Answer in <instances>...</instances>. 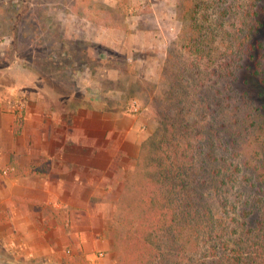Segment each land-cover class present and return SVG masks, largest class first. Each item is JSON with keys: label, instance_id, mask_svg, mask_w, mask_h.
<instances>
[{"label": "rangeland", "instance_id": "rangeland-1", "mask_svg": "<svg viewBox=\"0 0 264 264\" xmlns=\"http://www.w3.org/2000/svg\"><path fill=\"white\" fill-rule=\"evenodd\" d=\"M108 1L0 0V82L19 87L25 96L41 92L58 112L98 105L139 114L149 125L147 136L160 121L173 124V132L170 126L165 131L174 136L170 145L179 153L172 163L179 178L189 182L176 190L181 196L180 222L190 219L195 232L178 244L170 234H161L165 242L161 239V254L153 264H228L233 249L251 250L239 218L241 205L247 207L246 196L237 186L219 189L222 174L212 171L223 160L228 173L237 177L238 163L264 156V128L261 140L255 139L258 120L264 125V83L244 67L232 66V75H220L219 67L229 56L213 62L188 54L182 48L176 0H155V7L140 0ZM220 1L208 10V23L234 36L243 2ZM260 5L264 18V0ZM130 16L131 22L125 19ZM129 24L136 27L128 28ZM141 26L144 35L130 34ZM257 36L264 45V21ZM132 105L138 106L137 112ZM234 137L238 149L233 153L217 148L219 160L207 155L204 140L218 141L222 147V141ZM259 149L262 153L256 156ZM206 206L213 216L207 218ZM3 257L0 247V264H6Z\"/></svg>", "mask_w": 264, "mask_h": 264}, {"label": "crops", "instance_id": "crops-1", "mask_svg": "<svg viewBox=\"0 0 264 264\" xmlns=\"http://www.w3.org/2000/svg\"><path fill=\"white\" fill-rule=\"evenodd\" d=\"M139 2L156 6L155 0ZM125 19L131 22L133 16ZM143 29L130 34L144 35ZM150 31L155 29L149 27ZM0 83L3 260L117 264V202L149 136V125L139 114L98 105L58 112L41 92L25 96L19 87Z\"/></svg>", "mask_w": 264, "mask_h": 264}, {"label": "trees", "instance_id": "trees-1", "mask_svg": "<svg viewBox=\"0 0 264 264\" xmlns=\"http://www.w3.org/2000/svg\"><path fill=\"white\" fill-rule=\"evenodd\" d=\"M242 2L239 5L242 20L236 34L231 36L232 32L220 33L208 23V10L221 5L220 0H176L177 18L182 22V48L188 54L213 62L229 56V61L219 67L220 75H232V66L244 67L264 83V45L257 36L264 21L260 0ZM226 86L231 88L229 83ZM168 126L173 132V124L166 125L160 121L154 133L142 143L137 164L118 199L113 233L114 248L118 253L117 264H153L161 254V239L165 242V239L159 238L161 234H170L172 241L178 244L183 238L189 241L195 232V228H190V219H186L184 225L180 222L181 196L177 195L176 190L188 187L189 182L179 178L178 172L175 173L172 158L176 162L179 153L170 145L174 136L165 133ZM263 126L262 121L258 120L255 129L257 141L261 140L260 130ZM210 137L202 138L209 140ZM208 140H204L207 155L214 156L216 160H219L217 154L222 156L218 149H229L232 153L238 149L235 137L232 141H222V147L218 141ZM261 153L260 149L254 152L256 156ZM222 162L223 165L212 171V175L222 174L219 189L223 186L242 189L240 195L246 196L243 203L247 207L241 205L238 216L242 217V228H246L243 229L244 237L246 235L251 241V250L245 251L244 247L233 249L228 264H264V156L258 159L253 155L238 163L235 168L237 177L232 176V172L228 173V166ZM246 191H250L248 195ZM227 202L225 199L222 203L225 205ZM203 209L207 218L213 216L211 207ZM199 212L195 211L196 214ZM244 237L240 242L244 241Z\"/></svg>", "mask_w": 264, "mask_h": 264}, {"label": "built area", "instance_id": "built-area-1", "mask_svg": "<svg viewBox=\"0 0 264 264\" xmlns=\"http://www.w3.org/2000/svg\"><path fill=\"white\" fill-rule=\"evenodd\" d=\"M131 110L134 111V112H137L138 111V106L132 105Z\"/></svg>", "mask_w": 264, "mask_h": 264}]
</instances>
